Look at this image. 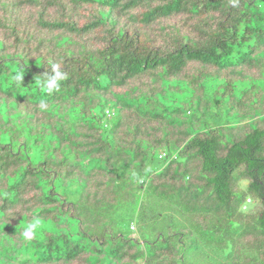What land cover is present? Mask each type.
I'll list each match as a JSON object with an SVG mask.
<instances>
[{"label": "trees", "instance_id": "16d2710c", "mask_svg": "<svg viewBox=\"0 0 264 264\" xmlns=\"http://www.w3.org/2000/svg\"><path fill=\"white\" fill-rule=\"evenodd\" d=\"M0 264H264V0H0Z\"/></svg>", "mask_w": 264, "mask_h": 264}, {"label": "clouds", "instance_id": "9594fccd", "mask_svg": "<svg viewBox=\"0 0 264 264\" xmlns=\"http://www.w3.org/2000/svg\"><path fill=\"white\" fill-rule=\"evenodd\" d=\"M24 75L23 68L18 71L13 77V81L16 84L21 85L22 78ZM44 79L41 80L40 86L45 89L48 94L54 91H58L60 88V83L68 78L67 73L61 70V65L59 63L51 64L50 72L43 73ZM41 227V220L39 217H34L30 222L23 227L21 236L25 241H32L36 238L38 229ZM133 229L135 225L131 226Z\"/></svg>", "mask_w": 264, "mask_h": 264}, {"label": "built area", "instance_id": "2783aa9c", "mask_svg": "<svg viewBox=\"0 0 264 264\" xmlns=\"http://www.w3.org/2000/svg\"><path fill=\"white\" fill-rule=\"evenodd\" d=\"M165 156V154L164 153H162L161 155H159V157L161 158V157H164ZM174 157V156H173ZM251 203V199L250 198H247L246 199V201H245V203L243 204V206H242V210H247V208H248V205ZM132 228V227H131ZM133 229V228H132Z\"/></svg>", "mask_w": 264, "mask_h": 264}]
</instances>
